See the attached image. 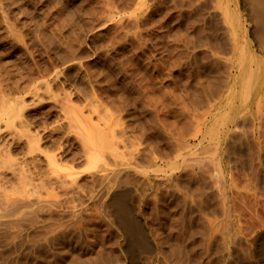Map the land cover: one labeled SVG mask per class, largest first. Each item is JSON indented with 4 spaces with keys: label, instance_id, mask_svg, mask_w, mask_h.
Masks as SVG:
<instances>
[{
    "label": "rangeland",
    "instance_id": "1",
    "mask_svg": "<svg viewBox=\"0 0 264 264\" xmlns=\"http://www.w3.org/2000/svg\"><path fill=\"white\" fill-rule=\"evenodd\" d=\"M240 11L0 0V264H127L116 189L154 248L136 264H262L264 104L248 73L223 112L216 90Z\"/></svg>",
    "mask_w": 264,
    "mask_h": 264
},
{
    "label": "bare ground",
    "instance_id": "2",
    "mask_svg": "<svg viewBox=\"0 0 264 264\" xmlns=\"http://www.w3.org/2000/svg\"><path fill=\"white\" fill-rule=\"evenodd\" d=\"M239 1H240L241 7L243 8V11H240L239 13H237L236 18L232 19L229 25V32L232 38V42H231L232 46L229 44L230 48L227 47V49L228 48H229L228 50L231 49L230 52L232 53V55L231 57H229V64L227 63V66L229 65L228 66L229 71L228 73H226L228 74L226 75L227 80L225 79L226 81L224 82L220 81L219 85H217L218 80L221 79L223 81V79L222 77L218 76L219 74L218 71H217V76H216L218 77L216 81L217 83L216 90L220 89V90H217L218 92L220 91L218 103H219V107L221 108L222 112H223V109H225L226 107L227 97L232 96V93L234 92V90L236 89V87L239 85L241 81V76L247 73L248 75L250 74L254 76L256 97L257 99L261 97V99L258 102H261V105L264 104V98H262V95L264 94L263 92L264 91L263 90L264 89L263 88L264 65H262L261 63L262 57L264 56V0H239ZM219 41L220 40H218V42ZM220 44L221 42H219V45ZM219 45L217 44L218 52L220 51L219 49L223 51L222 44L220 45V47L222 48H218ZM260 55H263V56H260ZM220 61L223 64V61L225 60L223 61L220 60ZM220 61L218 64L222 65ZM217 96H218V93H217ZM258 110L260 109L258 108ZM34 136H31V137H34ZM33 139H31L32 140L30 143L31 145H34ZM258 141H259L258 142V146H259L260 139H258ZM262 143H263L261 144L262 147L259 146L260 149L262 148L261 152L264 150V140ZM34 147H37V146H34ZM262 154H263L262 156L264 157V151L262 152ZM0 155H1V152H0ZM23 180H21V182ZM27 183H25V185ZM128 194L129 192L127 189L126 190L116 189L110 193L107 200H108L109 206L111 207L110 208L111 214H112L111 216H113L114 217L113 219H115L116 222L119 223L120 227L123 229L125 233L124 235L126 237V240L123 244L124 246L123 245L122 246L125 248V252L128 254V257L131 258L130 260L128 259L129 262L127 264H136L134 257L136 256L138 257L140 253L145 252V251L151 252L154 250V248L150 246L149 242L147 241L146 239L147 234L144 233L145 230L142 227L141 222H139L140 220L139 221L137 220L138 217L136 218L135 216L136 214L134 215L132 211L131 202H130V199H128L129 197ZM258 239H259L257 241L258 246H256L257 248H255V255L257 254V256L262 260V264H264V234L261 237L259 236ZM246 264H255V263H246Z\"/></svg>",
    "mask_w": 264,
    "mask_h": 264
}]
</instances>
